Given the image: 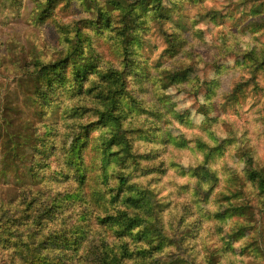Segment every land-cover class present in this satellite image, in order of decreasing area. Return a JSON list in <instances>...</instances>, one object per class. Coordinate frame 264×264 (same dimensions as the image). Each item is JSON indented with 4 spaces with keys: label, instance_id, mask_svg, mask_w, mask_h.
I'll return each instance as SVG.
<instances>
[{
    "label": "trees",
    "instance_id": "trees-1",
    "mask_svg": "<svg viewBox=\"0 0 264 264\" xmlns=\"http://www.w3.org/2000/svg\"><path fill=\"white\" fill-rule=\"evenodd\" d=\"M205 2L32 0L18 8L17 17L29 14L38 32L54 34L45 43L55 48L20 68L23 107L0 122L2 174L14 177L0 188V264H264V164L254 149L236 145L228 163L220 161L226 139L174 136L173 119L237 113L248 101L264 123V49L225 36L202 52L205 35L182 19L193 3L200 18L264 33V0H233L226 12ZM226 73L234 81L223 89ZM174 97L184 110L167 116ZM175 148L195 157L177 164L188 178L174 185L198 220L163 192L162 154ZM209 195L227 221L223 232L204 211Z\"/></svg>",
    "mask_w": 264,
    "mask_h": 264
},
{
    "label": "rangeland",
    "instance_id": "rangeland-1",
    "mask_svg": "<svg viewBox=\"0 0 264 264\" xmlns=\"http://www.w3.org/2000/svg\"><path fill=\"white\" fill-rule=\"evenodd\" d=\"M104 1L100 0V2ZM17 3V7L12 5L10 9L0 4V122H2L4 116L9 117L13 114L9 110L11 106L23 107L22 91L25 90L26 80H20L22 78L20 68L33 54L40 53L48 57L53 53L55 48L45 43L55 42L54 34L48 29H45L43 33L38 32L37 27L31 22L29 14L17 17L16 12L18 8L21 6L20 11L25 12L31 6L32 0H17ZM205 4L213 6V9L218 10V12H226L227 7L232 6L233 0H206ZM79 15H64L60 13V16L64 20L77 18ZM182 19L186 24L193 26V28L200 29L205 35V46L199 45V50L202 52H210L213 44L225 36L238 39L242 48L255 46L257 49H264V33H252L244 27V24H238L236 20H230L228 18L220 20L218 16V23L210 21L206 17L200 18L197 13V6L193 3L186 4ZM195 61L199 62V59L196 58ZM221 78L223 89L229 88L234 81V77L227 73L223 74ZM184 107L185 103L181 102L178 97H174L166 115H177L184 110ZM258 107L259 105L252 107L251 101H248L243 102V105L237 113L233 111L224 112L221 109H217L208 118H193L192 116L185 115L180 122L173 119L172 121L178 129V132L174 133V136H176L177 140L180 139V135L186 138H192V136L199 137L207 140L211 144L219 143L220 140L226 139V142L220 141L229 147L224 155L221 156L220 161L226 159L228 163L234 161L232 154L236 151V145L244 144L245 147L253 148L255 157L264 164V123L261 117L262 110H257ZM26 115L28 116V114ZM16 124H22V122L18 121ZM16 129L17 126L15 125L12 131L15 132ZM182 132L183 134H181ZM228 138L232 139L228 140ZM3 139L4 132L0 131V188L5 190V187L9 184L6 181V177L8 180L9 176L11 180L14 177L12 174L9 175V170L5 174H2V167H4L3 161H5L3 159ZM197 155L200 156L199 153ZM162 157L168 166L167 174L162 179L164 184L163 192L165 194H168V191L171 190L174 192L173 194L169 193L167 195L168 200L172 202L171 207L175 210V203L185 201L187 202L186 209L189 211L187 213V219L191 220L195 217L198 220V215L194 213V209L189 204V196L180 193L174 185V181L182 182L184 180L183 178H188H182L177 174V164L194 165L196 164L195 157L190 154L189 150L178 148H175L170 155H168L167 151H164ZM209 196L210 198L204 211L208 212V218L211 219L213 224H221L223 229L219 230V232H223L227 229V221L220 222L222 218L215 215L218 205L212 199L211 195ZM198 206L200 207V212H203L201 201L198 202ZM189 239L187 238V241ZM250 239L251 237L239 240L234 245L240 246ZM214 243L216 242L214 241Z\"/></svg>",
    "mask_w": 264,
    "mask_h": 264
}]
</instances>
